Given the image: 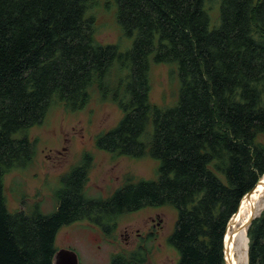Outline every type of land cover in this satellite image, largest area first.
<instances>
[{
	"label": "trees",
	"instance_id": "obj_1",
	"mask_svg": "<svg viewBox=\"0 0 264 264\" xmlns=\"http://www.w3.org/2000/svg\"><path fill=\"white\" fill-rule=\"evenodd\" d=\"M211 1L111 0L132 38L121 53L96 40L90 11L100 0H0V264H53L62 227L86 221L110 236L121 215L160 206L176 211L167 238L176 264H225L226 224L264 175V0H222L213 29ZM150 56L176 65L170 109L149 101ZM115 63L126 71L113 96L124 116L97 147L158 160L157 178L128 175L110 197L88 199L85 156L60 179L52 213H9L4 178L34 159L26 132L55 104L73 111L91 88L103 95ZM246 233L247 264H264V209ZM148 252L139 246L109 264H146Z\"/></svg>",
	"mask_w": 264,
	"mask_h": 264
},
{
	"label": "rangeland",
	"instance_id": "obj_2",
	"mask_svg": "<svg viewBox=\"0 0 264 264\" xmlns=\"http://www.w3.org/2000/svg\"><path fill=\"white\" fill-rule=\"evenodd\" d=\"M108 1L110 7L106 9L105 3ZM221 1L206 3L210 29L219 25ZM90 14L95 18V37L100 44L113 45L121 53L130 48L132 38L125 36L116 24L115 7L111 0H100ZM151 60L150 56L149 101L160 109H170L177 103L180 88L176 65L155 64ZM125 75L126 71L119 70L115 63L103 95L91 88L87 104L73 111L55 104L41 124L26 132L34 146V159L26 168L15 169L4 178V195L9 213L20 210L31 213L35 208L44 215L52 213L57 206L55 193L60 179L79 166L85 156L89 157L90 163L85 184V197L88 199L110 197L124 185L128 175L132 176L134 183L157 178L158 160L113 156L97 147V140L116 128L124 116L113 96L122 91L118 84ZM262 196L264 193L260 199ZM175 221L176 211L169 206L146 207L121 215L110 236H105L86 221H78L59 230L55 247L57 252H74L79 264H109L114 254H127L139 246L149 250L146 264H176L177 252L167 242ZM234 256L238 261L237 247ZM240 264H243V260Z\"/></svg>",
	"mask_w": 264,
	"mask_h": 264
},
{
	"label": "bare ground",
	"instance_id": "obj_3",
	"mask_svg": "<svg viewBox=\"0 0 264 264\" xmlns=\"http://www.w3.org/2000/svg\"><path fill=\"white\" fill-rule=\"evenodd\" d=\"M264 179V176H263ZM264 181V180H263ZM264 192V187L262 184L258 185L256 191L251 195V197L243 198L241 201V206L239 211L237 212L234 222L229 226V229L225 235V239L223 242V251L224 258L228 264H240L241 260H243V264H246V253H247V236H246V228L239 229V226L246 221L251 216L252 206L255 207L256 216L257 213L263 209L264 207V197L260 199V195ZM260 199V200H259ZM257 202V203H256ZM237 247L239 251V259L236 260L234 256V249Z\"/></svg>",
	"mask_w": 264,
	"mask_h": 264
},
{
	"label": "water",
	"instance_id": "obj_4",
	"mask_svg": "<svg viewBox=\"0 0 264 264\" xmlns=\"http://www.w3.org/2000/svg\"><path fill=\"white\" fill-rule=\"evenodd\" d=\"M264 176V175H263ZM263 176L255 183V185L242 197V199L245 198H250L251 195L256 191L258 185L262 184L264 187V179ZM264 193V192H263ZM261 196V195H260ZM240 200L237 210L235 211V213L230 217V219L228 220L227 224H226V228H225V232H224V237H223V242L225 239V235L229 229V226L232 225V222H234L235 218L233 219V217H236L237 212L239 211V208L241 206V201ZM255 213V207L252 206V210H251V216L249 217V219L246 221V223H243L239 226V229H244L249 227V225L251 224V222L253 221V219L256 218V216L254 215ZM247 254V253H246ZM223 255H224V251H223ZM224 258V257H223ZM224 262L225 264H228L227 261L224 258ZM53 264H78V259L75 255L74 252L69 251V250H62L59 252H56L55 256H54V261Z\"/></svg>",
	"mask_w": 264,
	"mask_h": 264
},
{
	"label": "flooded vegetation",
	"instance_id": "obj_5",
	"mask_svg": "<svg viewBox=\"0 0 264 264\" xmlns=\"http://www.w3.org/2000/svg\"><path fill=\"white\" fill-rule=\"evenodd\" d=\"M79 264V263H78Z\"/></svg>",
	"mask_w": 264,
	"mask_h": 264
}]
</instances>
